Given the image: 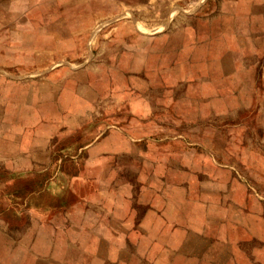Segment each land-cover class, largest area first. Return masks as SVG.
<instances>
[{
  "label": "rangeland",
  "instance_id": "obj_1",
  "mask_svg": "<svg viewBox=\"0 0 264 264\" xmlns=\"http://www.w3.org/2000/svg\"><path fill=\"white\" fill-rule=\"evenodd\" d=\"M135 1L0 0V66L55 56L40 75L9 78L29 81L15 92L31 132L25 161L44 172L0 195V264H151L135 244L108 245L104 227L166 200L150 189L161 179L174 184L168 201L193 199L213 164L238 166L261 196L263 174L231 152L264 149V0L120 17ZM29 192L41 210L21 204ZM85 197V212L69 210Z\"/></svg>",
  "mask_w": 264,
  "mask_h": 264
},
{
  "label": "crops",
  "instance_id": "obj_2",
  "mask_svg": "<svg viewBox=\"0 0 264 264\" xmlns=\"http://www.w3.org/2000/svg\"><path fill=\"white\" fill-rule=\"evenodd\" d=\"M207 2L208 0H137L118 12L122 17L128 10L133 17L141 15L140 18L145 19L148 14L160 12L161 9H165L170 15L180 10L199 11ZM170 23L168 18L163 24L154 22L149 27L167 28ZM139 25L142 26L138 23ZM4 53H8V50L0 54ZM37 53L30 56L29 53H21V59L27 67L23 65V68L15 69L0 66V125H5L4 128L0 127V195L6 188L13 189L18 182L26 181L25 188L30 189V173L44 172V169L41 170L44 167L36 165L39 169L31 168L30 165L33 164L28 161L31 157L30 126L24 119L25 101L21 95L15 96L16 90L22 92L29 81L9 79L14 76H37L46 72V61L52 62L55 56L52 54L53 59L47 60L40 55V50ZM1 58L6 61L10 59L8 55ZM14 106L22 110L16 112L15 116L12 111ZM235 151L237 153L231 152L232 156L246 155L254 161L251 165L252 172L264 175L263 148L258 149L251 144L249 149ZM163 163L166 168L168 164ZM210 167L213 169L212 180H207L193 199L188 197L181 202L174 199L168 201L171 196L169 190L174 184L168 182V179H161L163 186L161 185L160 192L152 187L150 189L152 195L165 197L166 200L158 199V203L151 198V202L141 204L142 211L139 213L135 209L132 212L131 208L123 210L126 215L117 216L116 229L109 227V223L104 227L107 244H135L142 249L144 258L151 264H264V188L261 196L255 197L249 193L248 185L235 175L238 166L213 164ZM263 175L261 182L264 181ZM37 195L39 192L27 193L22 196L21 204L41 210L40 203L37 205L33 202ZM2 198L0 196V201ZM10 199L13 202V197L9 201ZM79 201L76 205L70 203L69 210L76 208L85 212L90 200L85 197ZM65 203L66 201L62 204ZM102 217L108 218L101 213Z\"/></svg>",
  "mask_w": 264,
  "mask_h": 264
}]
</instances>
